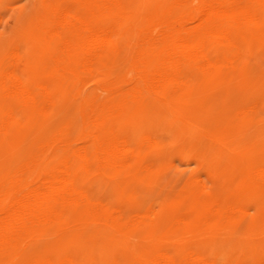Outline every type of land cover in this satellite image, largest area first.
<instances>
[{
    "label": "bare ground",
    "instance_id": "1",
    "mask_svg": "<svg viewBox=\"0 0 264 264\" xmlns=\"http://www.w3.org/2000/svg\"><path fill=\"white\" fill-rule=\"evenodd\" d=\"M261 42L264 0H37L18 45L0 56V142H31L0 172V264H79L35 248L85 226L125 236L135 220L118 204L124 177L153 170L159 141L153 128L140 132V117L173 113L184 92L222 79ZM201 183L187 189L191 219L246 223L247 190L211 194ZM140 264L215 263L198 253Z\"/></svg>",
    "mask_w": 264,
    "mask_h": 264
},
{
    "label": "rangeland",
    "instance_id": "2",
    "mask_svg": "<svg viewBox=\"0 0 264 264\" xmlns=\"http://www.w3.org/2000/svg\"><path fill=\"white\" fill-rule=\"evenodd\" d=\"M36 10L37 0L0 2V56L18 45ZM139 124L141 133L156 130L159 141L147 156L153 170L143 167L124 177L118 204L135 220L125 236L85 226L75 234L42 237L35 251L74 255L79 264H140L160 254L184 262L198 253L215 264H264V42L247 46L222 79L184 92L173 113L158 108L143 113ZM30 144L1 141L0 172L12 167ZM207 169L218 173L216 183ZM202 179L211 194L247 190L255 204L248 207L246 223L238 218L204 226L202 214L191 219L195 206L188 203L187 189Z\"/></svg>",
    "mask_w": 264,
    "mask_h": 264
}]
</instances>
